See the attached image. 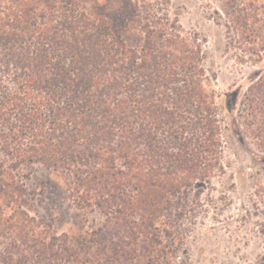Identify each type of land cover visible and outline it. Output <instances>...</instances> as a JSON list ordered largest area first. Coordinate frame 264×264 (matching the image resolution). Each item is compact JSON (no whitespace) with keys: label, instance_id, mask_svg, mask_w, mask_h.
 <instances>
[{"label":"trees","instance_id":"obj_1","mask_svg":"<svg viewBox=\"0 0 264 264\" xmlns=\"http://www.w3.org/2000/svg\"><path fill=\"white\" fill-rule=\"evenodd\" d=\"M220 1L230 47L262 65L225 109L264 153V0ZM109 7L0 0V264H193L175 211L192 213L189 192L224 169L205 42L169 0ZM27 164L45 169L57 208L28 189ZM64 198L87 228L60 230Z\"/></svg>","mask_w":264,"mask_h":264},{"label":"rangeland","instance_id":"obj_2","mask_svg":"<svg viewBox=\"0 0 264 264\" xmlns=\"http://www.w3.org/2000/svg\"><path fill=\"white\" fill-rule=\"evenodd\" d=\"M85 6L95 11L97 7L118 5L122 0H83ZM154 1V0H152ZM168 1V0H167ZM172 9L179 13L180 24L188 32H196L204 40L207 85L216 93V101L223 128V170H217L202 193L192 189L187 202L192 213L177 206L176 220L186 233L187 250L193 264H259L264 256V153L241 132L233 130L237 111L230 114L225 102L230 97L240 107L243 94L262 70V65L242 61L241 51L230 47L225 17H217L214 8H221V1L169 0ZM111 9V7H109ZM2 152L0 151V158ZM8 164V163H7ZM21 173L28 189L36 185L45 187L43 202L57 208V195L46 182L45 169L41 165H23ZM28 176V175H27ZM55 180L57 174H51ZM33 197L32 195L29 198ZM62 219L56 221L60 230L78 231L87 228L78 212L68 208L64 198ZM35 213L47 214L37 207L39 198L31 200ZM183 215L178 217V213ZM188 216V217H187ZM181 256L184 252L180 253Z\"/></svg>","mask_w":264,"mask_h":264}]
</instances>
